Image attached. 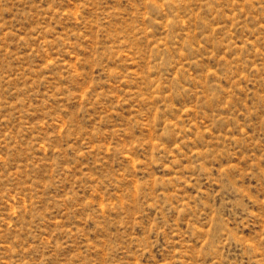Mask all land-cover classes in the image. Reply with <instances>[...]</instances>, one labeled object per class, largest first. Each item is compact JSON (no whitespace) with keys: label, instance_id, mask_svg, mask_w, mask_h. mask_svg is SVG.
I'll use <instances>...</instances> for the list:
<instances>
[{"label":"rangeland","instance_id":"1","mask_svg":"<svg viewBox=\"0 0 264 264\" xmlns=\"http://www.w3.org/2000/svg\"><path fill=\"white\" fill-rule=\"evenodd\" d=\"M0 264H264V0H0Z\"/></svg>","mask_w":264,"mask_h":264}]
</instances>
